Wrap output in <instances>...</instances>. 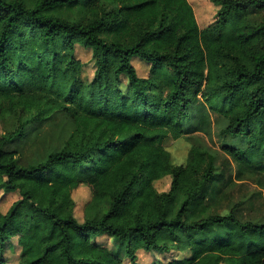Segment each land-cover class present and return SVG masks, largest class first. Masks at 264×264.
Masks as SVG:
<instances>
[{"label": "trees", "instance_id": "16d2710c", "mask_svg": "<svg viewBox=\"0 0 264 264\" xmlns=\"http://www.w3.org/2000/svg\"><path fill=\"white\" fill-rule=\"evenodd\" d=\"M213 1L217 18L201 27L190 0H0V119L17 123L0 135V190L19 195L0 207V264L14 236L19 264H124L100 234L134 264L139 249L191 252L164 264H264V223L213 211L216 156L191 142L179 163L166 147L202 98L225 136L249 140L227 152L255 163L264 149V0ZM76 44L93 51L89 81ZM59 111L73 124L63 147L21 163L8 146ZM80 185L91 188L83 222Z\"/></svg>", "mask_w": 264, "mask_h": 264}, {"label": "rangeland", "instance_id": "374dc122", "mask_svg": "<svg viewBox=\"0 0 264 264\" xmlns=\"http://www.w3.org/2000/svg\"><path fill=\"white\" fill-rule=\"evenodd\" d=\"M190 2L201 27L207 26L217 18L220 7L213 0H190ZM75 55L82 62V79L91 80L96 70L92 49L76 44ZM132 58L138 74L147 76L150 63L140 56ZM124 80L126 82V79ZM123 89L127 91L125 86ZM226 125L227 120L222 115L211 111L203 99L198 98L190 109L189 118L183 121L185 137L180 140L169 138L166 147L171 152L173 161L179 163L185 160L191 142L209 149L216 156L218 179L209 198L213 211L218 214H229L234 210L243 221L264 223V149L262 152L255 151L253 155L255 163H249L231 155L225 150L226 146L246 151L250 143L247 138L225 136L223 130ZM16 127L15 119H0V135ZM72 128V120L64 112L59 111L42 124L31 126L23 139L13 142L8 147L17 151L21 163H37L45 160L52 151L62 148ZM155 184L159 191H167L170 188L171 177L166 176L157 180ZM18 197V193L14 191L0 190L2 212L6 213ZM90 198L91 188L87 185H80L73 191L74 213L80 222L85 219V206ZM94 241L120 252L124 264H134L125 254V250H120L113 237L100 234L95 236ZM21 249L18 236L7 241L4 264H19ZM136 254L137 264H151L154 261L164 264L171 260L179 261L188 258L191 252L175 249L164 254L139 249Z\"/></svg>", "mask_w": 264, "mask_h": 264}]
</instances>
